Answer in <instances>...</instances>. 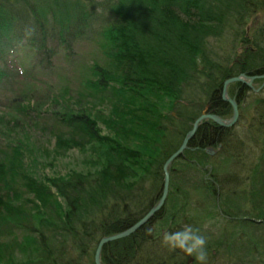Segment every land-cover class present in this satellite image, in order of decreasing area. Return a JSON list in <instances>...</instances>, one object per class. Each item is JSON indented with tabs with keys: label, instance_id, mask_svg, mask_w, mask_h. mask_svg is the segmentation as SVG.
Returning a JSON list of instances; mask_svg holds the SVG:
<instances>
[{
	"label": "trees",
	"instance_id": "1",
	"mask_svg": "<svg viewBox=\"0 0 264 264\" xmlns=\"http://www.w3.org/2000/svg\"><path fill=\"white\" fill-rule=\"evenodd\" d=\"M261 14L264 16V0H0V93L20 75L14 65L5 67L19 49L31 50L43 69H52L60 48L73 56L83 41L98 42L105 57L113 62L114 71L95 63L91 72L97 78V88L106 90L113 81L122 89L118 91L120 98H125V106L137 98V109L143 113L137 122L145 130L146 119L149 132L156 135L148 145L151 154L147 156L120 143L122 147L107 145L102 170L89 176L75 173L69 179L53 178L51 190L68 206L59 216H33L34 223L32 214L15 211L13 215L21 217L9 221V227L17 224L32 233L37 245V255L21 264H94L87 262V257L100 239L128 229L157 204L163 193L164 165L181 145L179 135L183 138L201 115L191 108L206 100L209 113L229 119L233 109L222 99L224 82L241 74H264ZM249 21L254 22L250 29L254 31L250 37L246 33L243 36L246 51L231 65L215 63L219 54L212 50L211 40L233 34ZM233 23L236 27L231 29ZM116 69L121 72L118 76ZM196 87L203 95L198 100L194 97ZM229 93L239 104L240 120L249 111L254 124L233 139L232 129L204 121L190 149L171 168L165 209L132 236L106 244L102 253L105 264H185L188 256L169 251L161 240L162 230L178 231L183 221L194 223L184 219L195 204L192 191L204 203L212 200L215 208L220 194L238 197L243 204L238 207L230 199L222 217L240 233L261 226L264 230V88L257 94L237 82ZM165 99L169 105L163 113L160 104ZM22 105L15 99L9 106ZM27 111L39 113L34 107ZM69 117V123L89 125L85 115ZM219 145L223 146L218 158L208 155L207 148ZM231 151L242 155L235 158ZM208 166H213L211 181L204 178ZM190 172L193 182L186 178ZM2 203L0 196V206ZM194 211L197 214L191 219L200 227L210 216ZM150 228L155 234L150 235Z\"/></svg>",
	"mask_w": 264,
	"mask_h": 264
},
{
	"label": "rangeland",
	"instance_id": "2",
	"mask_svg": "<svg viewBox=\"0 0 264 264\" xmlns=\"http://www.w3.org/2000/svg\"><path fill=\"white\" fill-rule=\"evenodd\" d=\"M258 17L259 23L264 25L263 14L258 15ZM253 26L254 22L249 21L245 28H241L233 34L227 33L220 39L211 40L212 50L219 54L215 63L219 61L222 65H231L238 55L245 52L246 44L242 42V39L245 33L249 37L253 35L254 30H250ZM235 27L233 23L231 29ZM19 50L12 58H8L9 63L5 67L10 69L9 66L14 65L15 69L21 71L20 75L11 85L7 86L8 90H2L0 93V196L3 200L0 206V216L2 215L4 219L3 222H0L2 226V228L0 226V264H21L30 260L28 258L37 255L34 235L19 229L17 224L13 228L9 227V221L21 217L17 212V215H13L15 211L32 214L34 223L37 222L34 217L40 219L43 215H48L51 218L54 216L53 214L59 216L60 212L68 211L65 200L55 194L54 189L51 190L50 188V182L53 178L69 179L75 173L89 176L102 170L108 157L106 155L107 145L114 146L120 143L128 146L130 150L139 149L144 156H147L150 152L148 150L151 146L148 147V145L151 139H156L155 133L152 130L149 132L148 129L151 128L146 119H144L143 124L148 127L145 126V130L141 129L143 125L140 127L137 122L143 116L140 109H137V106L140 105L137 98L135 103L130 101L125 106V98H120L119 91L122 89L119 88V84L112 81V85L106 90L97 88L95 83L97 78L91 72L92 66L98 63L114 71L113 62L105 57L98 42L83 41L76 47V53L73 56H67L66 52L60 48L58 56L54 59L52 69H43L31 50L27 51L22 48ZM120 73L116 69V75L118 76ZM242 75L259 77L264 74H241L240 76ZM117 79L118 77L115 80ZM260 81L264 82V79L257 78L253 86L255 88L260 87L263 84ZM232 84L228 86V93ZM194 91H197L194 96L196 100L203 97L202 92H199V87H196ZM229 96L231 97L230 93ZM15 99L17 104L24 105L20 108L17 106L15 108L10 107L9 105ZM223 101L228 103L224 99ZM183 103L189 105L187 101H183ZM168 105V99L160 104L163 113L168 111ZM205 105L206 100H201L191 108L201 113L195 122L203 114H209V107ZM24 106L26 110L20 112L18 109H22ZM33 107L35 110L38 109V114L32 115L33 111H27L28 108ZM8 108L9 110H6ZM71 114L85 115L90 126L82 127L79 123H69ZM40 116L43 118L40 119ZM63 119L66 120L62 121ZM252 119L251 112L246 111L244 118L236 126L227 128L217 125L221 128L232 129L230 137L236 139L243 130L247 131L254 124ZM188 132L183 138L182 134L179 135L182 143ZM144 133L146 135L143 136ZM249 137L251 138V135ZM190 143L191 141L184 154L175 162L184 157L186 151L190 149ZM180 146L176 151L180 149ZM221 146L223 145H219V148L209 147L206 152L211 157L218 158L217 154ZM158 148L155 146L154 149ZM229 154L238 159V155H242L238 151H231ZM212 168L213 166L204 168L205 181H211L214 177ZM186 178L193 182V172H190V177ZM241 191L239 190L240 193ZM196 195L198 194L192 191V200L195 204L192 203V207L188 208V215L184 218L192 220L194 223L185 224L186 221H183L181 228L196 227V220L191 219V216L194 215L195 217L197 214L194 209L199 215L202 214V217L210 216L200 223V227H196L207 239L206 264H264V230L261 228L263 226L240 233L231 227L230 220L222 217L224 215L222 209L229 207L230 199L238 207L243 204V200L238 199V197L232 199L231 195L229 197L228 194H220L218 198L220 207L216 205L215 208L212 206V200L207 204L199 195ZM167 202L168 199L165 206ZM164 207L163 209H165ZM230 209L233 208L230 207ZM211 211L212 215L209 214ZM152 229L149 232L150 235L156 232ZM164 231L162 230V235ZM100 241L101 239L98 242L100 243ZM99 243L96 249L93 248V251L89 252L87 262L93 261L95 264ZM103 260L104 258L101 257V263L105 264ZM185 264H195L194 258L188 257Z\"/></svg>",
	"mask_w": 264,
	"mask_h": 264
},
{
	"label": "water",
	"instance_id": "3",
	"mask_svg": "<svg viewBox=\"0 0 264 264\" xmlns=\"http://www.w3.org/2000/svg\"><path fill=\"white\" fill-rule=\"evenodd\" d=\"M257 78H263L264 79V75L259 76V77L258 76L250 77V76L242 75L240 77L231 78L225 82L224 89H223V99L225 101H227L228 103H230V105L232 106L233 117L229 120H225V119L219 117L218 115L209 113V114H203L194 123L192 130L188 132L186 138L184 139L182 145L180 146V149L178 151H176L166 161V163L164 165L165 181H164V187H163V194H162L160 201L140 221H138L134 226H132L128 230L121 232V233H118L116 235L103 237L99 243L98 250L96 252L95 264H102L101 263V253H102V249H103L105 244L126 238V237L130 236L131 234L135 233L140 228H142L146 223L151 221L156 216V214L159 213L163 209V207L165 206L166 201L168 199L169 192H170V168L172 167L175 160L184 154V151L188 148L189 142L194 138L200 124H202V122L204 120H213L219 126L227 127V128H231L238 123V121L240 119L239 105H238L236 100H234L233 98H231L229 96L228 86L232 83H235V82H242L249 87H253V83ZM263 87H264V84L260 89H263ZM256 91L259 92L260 90H256Z\"/></svg>",
	"mask_w": 264,
	"mask_h": 264
},
{
	"label": "clouds",
	"instance_id": "4",
	"mask_svg": "<svg viewBox=\"0 0 264 264\" xmlns=\"http://www.w3.org/2000/svg\"><path fill=\"white\" fill-rule=\"evenodd\" d=\"M161 243L169 251L193 257L195 264H206L207 239L199 229L186 226L178 231H164Z\"/></svg>",
	"mask_w": 264,
	"mask_h": 264
},
{
	"label": "bare ground",
	"instance_id": "5",
	"mask_svg": "<svg viewBox=\"0 0 264 264\" xmlns=\"http://www.w3.org/2000/svg\"><path fill=\"white\" fill-rule=\"evenodd\" d=\"M249 87V86H248ZM253 92H255V93H257V94H259L261 91H262V89H260L259 87L258 88H255L254 86L253 87H249ZM256 90H260L259 92H257ZM196 136V135H195ZM194 136V137H195ZM194 139V138H193ZM192 141V140H191ZM157 215V214H156ZM155 218V217H154ZM153 218V219H154ZM152 219V220H153ZM101 257H102V253H101Z\"/></svg>",
	"mask_w": 264,
	"mask_h": 264
}]
</instances>
